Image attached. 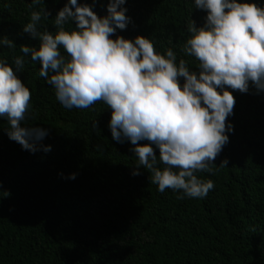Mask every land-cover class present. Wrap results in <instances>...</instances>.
<instances>
[{
	"label": "trees",
	"instance_id": "16d2710c",
	"mask_svg": "<svg viewBox=\"0 0 264 264\" xmlns=\"http://www.w3.org/2000/svg\"><path fill=\"white\" fill-rule=\"evenodd\" d=\"M30 2L0 0V36L15 43L0 46V58L10 66L22 55L21 44L37 43L21 31L31 11L45 6L50 17L39 30L55 31L52 19L66 0H44L36 8ZM107 2L78 0L94 4L98 16L106 14ZM124 6L132 23L113 38L145 35L156 52L172 48L177 62L184 58L195 70L194 58L180 51L188 22L200 26L206 15L194 0H126ZM39 67L26 58L17 73L31 94L22 124L47 128L42 143L51 150H22L0 118V264H264V93L251 86L248 93L232 91L229 141L213 172L197 173L214 187L202 199H177L171 189L158 191L145 169L131 175L133 146L112 139L103 102L64 108Z\"/></svg>",
	"mask_w": 264,
	"mask_h": 264
},
{
	"label": "clouds",
	"instance_id": "9594fccd",
	"mask_svg": "<svg viewBox=\"0 0 264 264\" xmlns=\"http://www.w3.org/2000/svg\"><path fill=\"white\" fill-rule=\"evenodd\" d=\"M125 3L108 0L106 14L98 16L94 4L66 0L52 19L55 31H40L38 25L50 12L45 6L36 8L44 0H31L29 7L36 10L21 31L36 45L21 44L22 55H14L11 66L0 58L5 133L29 153L51 150L42 143L47 128L22 124L31 94L17 73L30 58L39 62L38 75L64 108H89L101 101L110 109L112 139L130 142L137 158L131 175L143 168L158 191L167 188L177 199H202L214 184L197 173H212L213 161L229 141L232 91L248 93L251 86L264 93V6L254 0H194L206 15L200 26L188 22L189 35L180 48L196 61L190 70L184 58L177 62L172 48L156 52L145 35L113 38L132 23ZM0 46L13 49L15 43L4 35ZM92 126L96 128L95 121Z\"/></svg>",
	"mask_w": 264,
	"mask_h": 264
}]
</instances>
